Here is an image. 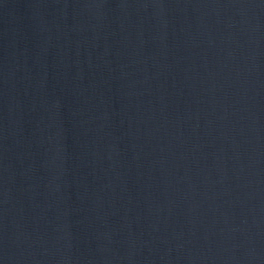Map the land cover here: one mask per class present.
Segmentation results:
<instances>
[{
  "label": "water",
  "instance_id": "water-1",
  "mask_svg": "<svg viewBox=\"0 0 264 264\" xmlns=\"http://www.w3.org/2000/svg\"><path fill=\"white\" fill-rule=\"evenodd\" d=\"M0 264H264V0H0Z\"/></svg>",
  "mask_w": 264,
  "mask_h": 264
}]
</instances>
